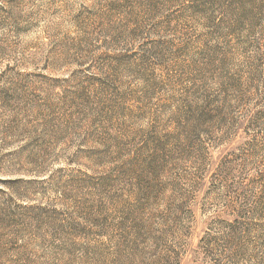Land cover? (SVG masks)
Instances as JSON below:
<instances>
[{
	"label": "rangeland",
	"instance_id": "rangeland-1",
	"mask_svg": "<svg viewBox=\"0 0 264 264\" xmlns=\"http://www.w3.org/2000/svg\"><path fill=\"white\" fill-rule=\"evenodd\" d=\"M0 264H264V0H0Z\"/></svg>",
	"mask_w": 264,
	"mask_h": 264
}]
</instances>
